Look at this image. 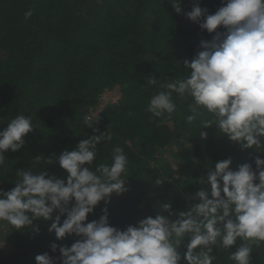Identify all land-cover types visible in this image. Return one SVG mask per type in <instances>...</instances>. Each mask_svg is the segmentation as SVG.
Returning <instances> with one entry per match:
<instances>
[{
    "label": "trees",
    "instance_id": "16d2710c",
    "mask_svg": "<svg viewBox=\"0 0 264 264\" xmlns=\"http://www.w3.org/2000/svg\"><path fill=\"white\" fill-rule=\"evenodd\" d=\"M194 3L209 14L222 6L221 0H180L183 12L177 14L170 0H0V130L18 114L30 115L34 126L19 150L5 152L0 189L14 187L20 169L44 168L64 179L66 171L57 162L37 164L33 158L71 151L93 135L85 117L94 114L104 90L115 87L120 97L99 111V123L93 125L99 129L96 135L107 130L112 139L97 144L93 163L110 164L113 148H123L129 159L127 190L112 193L107 205L101 201L94 206L88 222L98 219L104 207L110 225L121 230L147 216L154 218L164 202L176 212L187 210L196 202V191L206 185L207 169L229 156L232 170L245 162L255 170L253 158H264V152L241 150L214 125L201 129V119H210V114L191 124L186 121L190 96L173 92L177 110L171 116L147 111L150 98L166 89L147 85L146 78L163 84L187 76L183 61H191L199 42L215 34L183 14ZM29 10L32 15L25 18ZM217 30L224 31L220 26ZM200 130L208 133L206 139L199 137ZM171 150L181 156L178 170L167 160ZM157 179L162 183L157 185ZM51 222L34 221L38 232L17 230L6 222L8 246L0 250V264H36L35 256L45 252L61 264L59 246H70L79 237L58 240L48 231ZM52 243L58 245L55 252ZM234 250L217 247L213 264H234L229 258ZM251 264H264V246L254 249Z\"/></svg>",
    "mask_w": 264,
    "mask_h": 264
},
{
    "label": "clouds",
    "instance_id": "9594fccd",
    "mask_svg": "<svg viewBox=\"0 0 264 264\" xmlns=\"http://www.w3.org/2000/svg\"><path fill=\"white\" fill-rule=\"evenodd\" d=\"M170 2L177 14L183 12L180 0ZM221 4L212 14L198 3L183 13L200 29L215 34L199 42L200 50L191 61H183L187 76L163 84L160 79L146 78L147 85L166 89L150 98L147 111L155 117L171 116L177 110L173 92L190 96V114L185 117L189 124L210 114V119H201V129L214 125L241 150L264 152V0H221ZM31 15V10L25 12V18ZM218 26L224 31H218ZM99 113L85 117L84 124L94 134L74 149L47 159L33 158L37 164L57 162L66 171L64 179L49 175L44 168L16 171L19 179L14 187L0 189V221L17 230L38 232L34 221L43 218L52 221L48 231H54L58 240L75 234L79 239L70 246H59L61 264H181L182 260L184 264H213L217 247L228 250L233 246L229 258L234 264H251L254 249L264 246V158L260 156L253 158L255 170L248 162L232 170L230 156L212 164L205 187L196 191V202L187 210L176 212L170 202H164L154 218L147 216L121 230L110 225L104 207L98 219L88 222L94 206L101 201L107 205L112 193L127 190L129 177V159L119 146L113 148L110 164L94 166L97 144L112 139L107 130L95 134ZM33 128L30 115L18 114L0 130V167L5 166V152L19 150ZM207 136L206 131H199L202 140ZM161 183L162 179L156 180L157 185ZM50 247L55 252L58 245ZM35 262L55 264V259L45 252L36 255Z\"/></svg>",
    "mask_w": 264,
    "mask_h": 264
},
{
    "label": "rangeland",
    "instance_id": "374dc122",
    "mask_svg": "<svg viewBox=\"0 0 264 264\" xmlns=\"http://www.w3.org/2000/svg\"><path fill=\"white\" fill-rule=\"evenodd\" d=\"M118 91H119V89L117 87L112 88L110 90L105 89L103 94L107 95V97H109L110 99H108L107 97H105V99H103V97L100 96L99 99H98V104L102 105V106H107L109 103H111V98L117 96L116 94H117ZM98 104H97V107H98ZM91 112L93 114L95 112V110H93ZM166 156H167L168 162L173 164V167L176 170H178L177 166L179 165V167H180V165H182L181 162H180L181 161V156L180 155H176V152L174 150L168 151ZM160 163H162V161H160ZM5 223L6 222H3V223L1 222L0 223V244H2V245H0V250H5L7 248V246H8V244H7V241H8V237H7L8 236L7 235L8 228H7V225L8 224H5Z\"/></svg>",
    "mask_w": 264,
    "mask_h": 264
},
{
    "label": "built area",
    "instance_id": "2783aa9c",
    "mask_svg": "<svg viewBox=\"0 0 264 264\" xmlns=\"http://www.w3.org/2000/svg\"><path fill=\"white\" fill-rule=\"evenodd\" d=\"M113 95H114V94H113ZM116 95H117L116 97L111 98V103L117 101V99L120 97V92L118 91ZM101 97H103V99H105V97H107V95L102 94ZM107 98L110 99L109 97H107ZM103 107H105V106H102V105H99V104H98V107L95 109V112H94V113L99 112Z\"/></svg>",
    "mask_w": 264,
    "mask_h": 264
}]
</instances>
